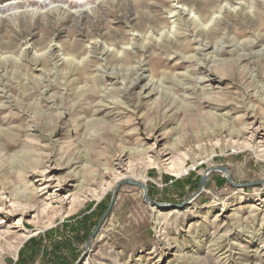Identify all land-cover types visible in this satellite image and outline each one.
Here are the masks:
<instances>
[{
  "label": "rangeland",
  "instance_id": "374dc122",
  "mask_svg": "<svg viewBox=\"0 0 264 264\" xmlns=\"http://www.w3.org/2000/svg\"><path fill=\"white\" fill-rule=\"evenodd\" d=\"M239 3L218 32L196 37L190 16L207 28ZM78 4L93 15L78 21ZM174 5L188 10L181 36L161 46L154 40L173 26ZM0 6V239L9 236L0 264H76L115 187L136 178L155 204L121 186L82 264H264V56L237 61L239 49L264 50V0ZM197 40L224 41L222 62L200 70L215 54L196 53ZM138 62L146 78L127 92L102 73L130 72ZM149 81L162 92L144 98ZM91 89L98 95L85 113L78 93ZM105 92L107 109L95 114ZM121 157L125 165L115 166ZM219 167L234 184L260 185L235 188L214 171L195 196L204 173Z\"/></svg>",
  "mask_w": 264,
  "mask_h": 264
},
{
  "label": "bare ground",
  "instance_id": "6f19581e",
  "mask_svg": "<svg viewBox=\"0 0 264 264\" xmlns=\"http://www.w3.org/2000/svg\"><path fill=\"white\" fill-rule=\"evenodd\" d=\"M108 2V1H107ZM241 6L239 9H233L231 10L230 8H227L225 6V8H221V10L219 11L220 13V16L216 17L215 19L212 20L211 22V25L210 27H202L201 24H199L202 20V18H200L199 20L190 16V18L192 19V25L195 26V35L196 37L200 36L201 34H215L216 32H218L220 30V26L223 25L224 21H225V14L229 11L232 12L234 14V11H237V10H242V6L243 4L242 3H239ZM174 11H172L170 13V16L168 17L169 19H171V23H172V27L171 29H168L167 31L163 32L159 39L158 40H154L156 42H158L159 45L161 46H164L165 43L169 44V45H173L175 43H177V39L180 38V33L179 31L182 29L180 28L178 22L179 20H181L182 16H187V12L188 10H186L184 7L182 6H177V5H174L172 6ZM102 8V7H101ZM245 9V8H244ZM4 10V7H1L0 6V13L3 12ZM64 10V9H62ZM50 11V10H49ZM191 10H189L190 12ZM247 11V10H246ZM251 11V9H250ZM57 12V11H56ZM67 12V11H66ZM92 12V9H88L86 8L85 6H82L81 4H78V11L75 12L74 14V17L78 19V21H81L83 18H85L86 16H89V14H91ZM243 12V11H242ZM252 12V11H251ZM251 12L247 13L246 14V18H249V17H252ZM252 13H256L255 9H253V12ZM47 14V13H46ZM240 14V13H238ZM49 15V13H48ZM72 15V14H71ZM93 15V14H91ZM96 15V14H95ZM189 15V14H188ZM70 16V15H69ZM236 16V12H235V15ZM254 16V15H253ZM98 17V16H97ZM255 19V18H254ZM75 20V19H74ZM98 20V19H97ZM248 20V19H247ZM95 21V20H94ZM182 24V23H181ZM185 25V23L183 24V26ZM200 25V27H199ZM193 26V27H194ZM225 26V25H224ZM227 26V24H226ZM186 27V26H185ZM184 27V28H185ZM227 28V27H226ZM191 30V29H189ZM223 30V29H222ZM229 30V29H228ZM70 33V32H69ZM243 35V31H237L236 32V36L237 37H240ZM137 36V35H136ZM69 38V37H68ZM222 40H225L224 38H222ZM152 41V40H151ZM150 41V42H151ZM198 43V47L195 49L196 50V53H200L202 56H205L204 52L205 51H209L211 50L213 53L212 54H215V55H212V56H209L207 57L205 60L207 61V63H199V69L200 70H205L208 67V65H213V66H217L216 64H220L222 62L221 59L218 58V56H216V54L220 53V52H227V48L228 46L225 44L224 41H217L215 42L214 44H211V43H208V42H202V41H199L197 40L196 41ZM247 45H253V42L252 41H246ZM155 43V42H154ZM98 43H94L93 46L89 47V58H93V51H95L98 47L97 45ZM150 47L152 44H149L147 43ZM178 44V43H177ZM158 45V46H159ZM133 46V45H132ZM166 46V45H165ZM174 46V45H173ZM170 47V46H169ZM134 48V47H133ZM73 50V48H72ZM128 50L130 49H125V51L122 53V55L120 54H117L116 55V58L115 59H121L122 56H128ZM240 50V53L237 54V61H250L251 59H254V57H263L264 56V50L262 52H257V53H250V54H246L244 53L242 49H239ZM50 52V51H49ZM110 52V50H107L106 47L104 48V51L102 53V55H108V53ZM112 52V51H111ZM235 52V51H234ZM116 53V52H115ZM132 54V53H130ZM92 56V57H91ZM131 56V55H130ZM124 58V57H123ZM126 58V57H125ZM64 60V59H62ZM68 61V60H67ZM105 62V60H104ZM205 62V61H204ZM74 63V62H73ZM90 63V62H89ZM88 65V62L87 61H84L80 66V68L82 70L85 69V67ZM81 71V70H80ZM130 72H123V70L119 69H108V70H105V71H102V73L107 76L108 78H111V79H114L116 81H121V84H123V88H122V91L123 92H127L128 90H130L131 88H134L136 86H138V84L143 80L145 79L146 77L144 76V69H143V65L141 62H138L137 65L133 68H131L129 70ZM132 73V74H131ZM134 76V77H133ZM184 80H187V79H184ZM204 82H207V79H200L199 83H204ZM185 85V84H184ZM161 86L157 83V82H153V81H149L147 82L145 85H144V89L145 90H148L149 91V95L148 96H144V98H148L149 96H152L154 94H159L162 92ZM184 88V87H183ZM205 88V86H204ZM191 88H186V90H189ZM78 95L80 97L83 98V100L85 101H88V103H86V107L84 109V112L87 113L89 111V107H90V101L94 98H96V96L98 95L97 91L94 90V89H91L88 93H85V92H79ZM79 97V98H80ZM100 101L98 103H96V110H95V114H101L102 112H104L105 109H107V106L104 104L106 101H107V93L105 92L104 94H102L100 96ZM115 103V102H114ZM89 104V105H88ZM116 104V103H115ZM114 104V105H115ZM1 110H3V108H1ZM142 152V151H140ZM128 158H130V156L133 154L132 152L129 153L127 152L126 153ZM138 155H141V153H137ZM136 155V154H135ZM114 165L115 166H118V167H121V166H124L125 165V160L121 157V158H117L115 159V162H114ZM205 175V173H204ZM137 182H140L141 184L145 185V180L141 179V178H136ZM1 237V235H0ZM7 240H9V236H2V239H0V244L1 245H7Z\"/></svg>",
  "mask_w": 264,
  "mask_h": 264
},
{
  "label": "water",
  "instance_id": "95a60500",
  "mask_svg": "<svg viewBox=\"0 0 264 264\" xmlns=\"http://www.w3.org/2000/svg\"><path fill=\"white\" fill-rule=\"evenodd\" d=\"M214 171H219V172H222L224 174V177H225V180L228 184H230L231 186L235 187V188H246V187H250V186H254V185H260V183H257V184H243V185H238V184H234L231 179H230V175H229V171L225 168H212L208 171L205 172V175H203L200 179V183H199V188L195 194V196H198L203 188H204V185L207 181V178L209 177V175L214 172ZM125 184H129L131 186H134V187H137V188H140L142 191H143V200L145 202H148V203H151V204H155L154 202H152L149 198H148V194H147V188L145 185L141 184L140 182H137L135 180H124L122 181L121 183H119L115 189H114V192L112 194V197H111V200H110V203H109V206L107 207L106 211L104 212L103 216L101 217L100 221L98 222L95 230L93 231V233L91 234L87 244H86V252L81 256V258L78 260V262L76 264H82L83 261H84V258H85V254L87 253V249L90 245V243L92 242V240L95 238L97 232L99 231L101 225L103 224V222L105 221V219L107 218V216L110 214L112 208H113V205L115 203V200H116V197H117V193H118V190L121 188V186L125 185Z\"/></svg>",
  "mask_w": 264,
  "mask_h": 264
},
{
  "label": "trees",
  "instance_id": "16d2710c",
  "mask_svg": "<svg viewBox=\"0 0 264 264\" xmlns=\"http://www.w3.org/2000/svg\"><path fill=\"white\" fill-rule=\"evenodd\" d=\"M89 234V232H87V230L84 232V235L87 236Z\"/></svg>",
  "mask_w": 264,
  "mask_h": 264
}]
</instances>
